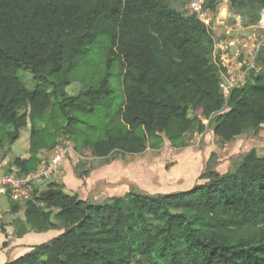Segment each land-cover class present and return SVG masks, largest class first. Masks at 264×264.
I'll return each mask as SVG.
<instances>
[{
	"label": "trees",
	"instance_id": "trees-1",
	"mask_svg": "<svg viewBox=\"0 0 264 264\" xmlns=\"http://www.w3.org/2000/svg\"><path fill=\"white\" fill-rule=\"evenodd\" d=\"M177 1L0 0V149L30 128L31 157L13 162L21 174L62 142L103 166L166 140L184 148L188 134L208 128L227 145L264 127V50L261 70L225 98L216 36ZM219 1L204 7L216 12ZM228 1L249 26L259 22L264 0ZM94 49L104 68L72 96L67 88ZM200 180L179 192L132 190L97 202L57 179L50 196L36 198L43 207L12 202L10 211H23L17 236L61 233L4 264H264V154L252 149Z\"/></svg>",
	"mask_w": 264,
	"mask_h": 264
},
{
	"label": "rangeland",
	"instance_id": "rangeland-1",
	"mask_svg": "<svg viewBox=\"0 0 264 264\" xmlns=\"http://www.w3.org/2000/svg\"><path fill=\"white\" fill-rule=\"evenodd\" d=\"M176 3L182 10H186L189 0H178ZM219 12L220 19H226L227 26L232 28V37L249 42L255 39L254 35L259 34L257 29H250L248 17L234 15L230 7L220 6ZM217 31L224 34L226 28H218ZM86 61V66L76 71L77 79L67 88V92L72 96L81 91L84 84L91 79V75L104 68L101 54L96 49L90 52ZM18 74L28 88L35 87L33 76L28 70L21 69ZM112 84L118 90L120 89L115 77L112 78ZM204 123L207 126L209 124L206 121ZM186 144L187 146L184 148H175L166 140L159 150L148 148L141 155L121 157L115 162V168L111 172L117 174L116 179H108L105 183L98 181L94 183L90 180L87 185L82 187L78 195L82 194L85 200L93 196L94 201L101 202L110 197L124 196L132 190L146 194H167L188 190L203 182L200 180V176L209 168L226 173L233 167L234 162L239 161L243 154L252 149H256L259 154L263 155L264 127L255 133L238 137L234 143L227 145H223L213 135L211 128H208L203 134H188ZM70 146L71 153L67 159L76 163L77 173L88 176L94 168L100 165V160L92 157L88 152L78 154L72 143ZM55 153L56 149L44 153L45 161H49ZM28 154H30L29 127L22 130L21 138L6 152L5 159L9 164L13 163L16 158H24ZM110 180L112 182L109 183ZM71 192L76 193L75 191ZM11 203L12 200L8 196L0 197V233L6 235L7 232H11L10 235L15 237L12 225L15 227L16 220L12 219L9 214ZM19 215L20 217L16 218H22L23 212ZM22 226L24 227V225Z\"/></svg>",
	"mask_w": 264,
	"mask_h": 264
},
{
	"label": "built area",
	"instance_id": "built-area-1",
	"mask_svg": "<svg viewBox=\"0 0 264 264\" xmlns=\"http://www.w3.org/2000/svg\"><path fill=\"white\" fill-rule=\"evenodd\" d=\"M224 5L229 8V1L220 0L217 11L211 12L205 9L204 0H191L187 5V11L196 14L216 36L214 58L219 59L225 79L221 84L222 93L229 99L234 87L245 84L252 73L261 70L258 58L264 50V9L258 24L250 27L257 29L259 34L254 35L255 39L248 42L232 37V28L227 26V20L220 19L219 8ZM224 27L226 32L218 33V28ZM70 153V144L63 143L57 146L54 156L49 161H43L36 171L23 175L18 168H13L0 175V197L6 195L17 204L25 205L31 202L43 207V203L36 201V198L42 194L40 186L54 179L57 181L59 168Z\"/></svg>",
	"mask_w": 264,
	"mask_h": 264
},
{
	"label": "crops",
	"instance_id": "crops-1",
	"mask_svg": "<svg viewBox=\"0 0 264 264\" xmlns=\"http://www.w3.org/2000/svg\"><path fill=\"white\" fill-rule=\"evenodd\" d=\"M22 135V131H21ZM21 138V137H20ZM10 149L2 150L0 149V175H3L13 168H17L13 165L12 162L9 164L7 163L6 158V152H8ZM47 151H42L39 154V157L45 161L44 153ZM72 155V154H71ZM31 157V154L26 155V157L22 159H29ZM52 157V156H51ZM68 158V157H67ZM119 160V159H118ZM117 161V160H116ZM113 161L110 164L98 166L93 169V171L90 173V175L85 176L84 178H79L76 175V163L73 161H70L67 159L59 168V174L57 175V179L60 181L61 184L65 186V191L69 194L73 193L71 191H75L77 194L81 191L82 187L87 185L90 180L94 181V183L98 182H106L108 179H116L117 174H112L111 172L115 168V162ZM119 174V173H118ZM112 182L111 180L109 183ZM103 184V183H101ZM45 184H42L40 186L41 193L43 192V186ZM74 193V194H76ZM80 198L84 199V196L80 194ZM89 199L93 200V196ZM85 200V199H84ZM11 209V206H10ZM9 209V214H11L12 219L24 221L22 218H16L17 216L20 217V213L23 211H20L18 214L11 213ZM1 213V212H0ZM1 223V221H0ZM2 225V224H1ZM12 225V224H10ZM3 226V225H2ZM5 226V225H4ZM17 225H12L14 228V234H16V227ZM11 227V226H9ZM7 228V227H6ZM11 232H7L6 235L0 233V264H4L8 261L17 259L26 253H28L32 247L48 242L58 236L60 234V231H49L46 233H37L35 231H28L26 234L22 236H11ZM9 235V236H8ZM8 243V244H6Z\"/></svg>",
	"mask_w": 264,
	"mask_h": 264
},
{
	"label": "water",
	"instance_id": "water-1",
	"mask_svg": "<svg viewBox=\"0 0 264 264\" xmlns=\"http://www.w3.org/2000/svg\"><path fill=\"white\" fill-rule=\"evenodd\" d=\"M56 182V180H51L49 182H46L45 185L43 186V192L41 194L42 199L47 198L48 196H50L54 190L51 188V185H53ZM72 196H74V193H71Z\"/></svg>",
	"mask_w": 264,
	"mask_h": 264
}]
</instances>
